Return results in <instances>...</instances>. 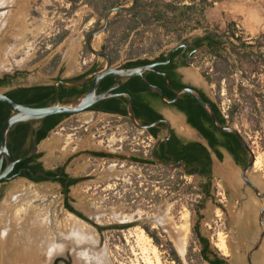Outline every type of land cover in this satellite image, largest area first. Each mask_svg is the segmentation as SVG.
Segmentation results:
<instances>
[{"label":"rangeland","instance_id":"rangeland-1","mask_svg":"<svg viewBox=\"0 0 264 264\" xmlns=\"http://www.w3.org/2000/svg\"><path fill=\"white\" fill-rule=\"evenodd\" d=\"M0 4L2 5L0 20L6 21L5 16L9 17V20L11 18L15 38L14 49L12 48L14 52L12 51L9 58L0 64V75L17 70L23 72L16 78L15 84L48 83L58 72L62 77L71 76L80 72L83 66L82 59L87 62L98 57L87 49L85 41L88 33L97 27L102 19L97 22L92 10L85 4H78L71 11L70 3L66 0H4V3ZM212 7L213 4L205 10L210 16L209 19L204 17L199 21V25H196L197 19L192 16L178 25L153 24L148 31L131 33L127 37L123 26H116L112 31H104L95 36L92 46L100 48L109 39L108 48L111 50L113 63L118 65L128 58H153L171 47L177 40L201 34L205 27H217V31L222 32L228 30L227 26H230L236 36L247 42H251L257 36L247 34L241 26L236 25V22L226 20L224 16L221 20L219 13ZM214 18H218L219 23H216ZM99 60L103 66L104 59ZM213 62L214 59L208 54H197L192 65L185 68V77L204 87L227 118L229 110L234 104L239 103L234 110V118L229 123L240 132L252 150L254 154L252 173L264 187V76L257 71L252 72L255 68L253 66L234 64L230 77L217 79L216 75L212 74ZM205 74L212 79L210 83L204 77ZM239 83L242 86L241 91ZM4 90L0 89L2 92ZM261 94L263 97H260ZM97 133H100V136H97ZM146 142L150 143V140L145 138L143 132L130 127L123 119L84 111L74 114L57 126L41 141L39 148L44 151V164L50 166L63 158L61 149L63 145L67 147L75 144L82 151L122 146L128 153L130 148L140 147ZM84 157L77 161L76 168L87 170L85 164L93 160ZM97 163L98 169L102 166L103 169L97 171L98 175L94 179L77 189L78 200L74 204L84 210L92 221H97L101 225L113 224L116 221L110 210L117 208L123 213H133L131 219L137 220L132 228L123 233L114 229L98 233L89 222L81 221L95 238L98 245L96 250L105 257L106 264H145L143 261L146 255L143 251L145 247L150 248L147 255L152 259L151 247L155 248L159 264H207L199 256V245L191 231L190 208L197 194L190 193L187 187L188 190H185L186 184L182 183L193 182V176H180L179 198L165 200L163 206L156 203L154 206L146 207V197L143 196L142 189L144 182L142 166L124 162L121 170L116 172L115 168H118L116 165L108 169L105 167L113 161ZM111 168L113 170H110ZM223 168L225 166H219L215 174L216 181L220 184H223V177L220 174ZM171 174L174 172H169V175ZM113 175L122 178L120 194L126 201H131L132 211L124 208L126 205L123 198H120L118 206L114 207L116 204L110 197L113 192L111 189ZM2 188L0 204L7 196L19 199L15 203L11 201V207L8 208L10 212L19 206H25L27 213L33 212L36 215L35 219L45 222V228L51 233L49 237L52 235L56 243L62 241L58 240L60 230L67 235L65 222L73 219L74 214L63 209L54 185L34 184L24 178H13ZM218 188L222 191L220 187ZM157 191L155 188L154 194ZM217 197L219 198L215 196ZM223 203L208 202L206 208L201 211L203 218L200 221L201 231L217 245L220 253L225 249L220 248L219 238L223 236L224 240L227 239ZM0 210L6 209L0 205ZM23 216L21 214L16 217L15 223L19 224ZM145 216L149 218L145 219ZM144 220L146 222H143ZM140 230L146 237L148 246L144 240L138 238ZM181 234L184 235L182 253L177 249L175 240ZM50 260L51 257L45 264H50Z\"/></svg>","mask_w":264,"mask_h":264},{"label":"flooded vegetation","instance_id":"flooded-vegetation-1","mask_svg":"<svg viewBox=\"0 0 264 264\" xmlns=\"http://www.w3.org/2000/svg\"><path fill=\"white\" fill-rule=\"evenodd\" d=\"M205 33H207V35L203 36ZM213 33L214 31L212 34ZM212 34L202 30L201 34H193L186 38H181L171 47L167 48L163 52L162 56L156 55L151 58V61L149 62L153 63L164 61L168 51L171 48H175L170 53L168 62L166 64L156 65L154 66V69L160 73L166 74L169 84L174 89H179L181 87L195 88L201 96L204 95L209 98V103L211 105H213L215 101L207 93L204 87L195 84L185 77V68L192 65V61L197 54L209 49V42L214 37H218V35L211 37L210 35ZM222 36H224L225 40H231L228 33H225ZM99 59H101V57H94L87 62L82 59L83 66L81 67L80 72L72 74L71 76L62 77L60 72H58L55 76H52L51 82L48 83L20 85L15 84L14 81L13 86H31L40 84L53 85V83L57 80L66 81L65 78L76 76L85 70L91 69L89 73L93 72L96 70V67H100L102 65ZM122 63L115 65L112 60V65L115 66H121ZM164 65L170 69V76L172 79L177 80L183 86L176 88L170 83L169 74L157 69L158 66ZM16 72H19L20 75L23 74V72L17 70L12 73L5 72L2 75L8 73L13 74ZM145 73L154 74L158 78H162L164 88L159 85L157 86L162 89L165 97V93L171 94V97H166L167 99L172 98L173 93L165 86L163 75L151 71H145L144 74ZM2 75H0V77ZM115 83L107 86L105 89L114 86ZM60 84L61 83L57 84V88ZM100 89L101 87L99 83L98 92H100ZM149 90L151 91V97L148 98L147 105L151 111L159 115L153 121H163H160L156 126L149 128L152 129L151 131H148V129L141 130L145 138L150 140V143L146 142L145 145L140 147L130 148V152L128 153L122 146H115L113 149L97 148L82 151L75 144V146L70 145L67 147L66 145H63V147H61L62 154L64 155L63 158L59 162L46 166L43 161L44 151L39 148V144L47 138L50 132L54 129H51L46 137L37 141L39 131L44 127V122L42 120L20 122L21 124H26L27 134L26 140L21 144V151L23 153L22 156L33 151V153L28 157L31 158L30 164L36 167L35 169H32L30 166L24 165L18 167L15 171L12 170L10 174H15L18 170L20 172L11 179L0 181V199L3 193V185L13 178H24L34 184L49 183L54 185L56 188V192L63 209L73 213L76 220L80 222H89L98 233L108 229H114L123 233L124 231H128L132 228L137 220H132L131 218L124 219L122 216L126 215L132 217L133 213H123L119 210V208L110 210L111 214L117 215L118 218L114 217L116 221L113 224L101 225L97 221H92L84 210L74 204L78 200L77 189L88 181L94 179L98 175L97 171H101L103 169V166L98 169L99 163L97 162L113 161V163H109L105 167L108 169L116 165L118 166V168H115L116 172L121 170L120 167L123 166L124 162L142 166L144 168L142 173L144 180L142 189L144 191L143 196L146 197V207L154 206L156 203L158 205L161 203V206H163L165 200L170 201L179 198L178 196L181 184L180 176H193V182L182 183L186 185L189 184V186H185V190H188L187 188H189L190 193L197 194L196 199L191 204L190 217L192 223L191 231L199 245V256L201 259L207 264H264V237L259 247L250 253V262L247 261L248 253L257 242L260 232L264 229V224L260 225L258 221L260 210L264 206V196H260V194L264 192V187H262L259 180L253 176V166L246 174L248 180L256 187V191L241 176V172L247 166L249 159L246 150L241 147L246 153L239 149L231 151L228 145H235L233 137L224 136L221 134L223 131L216 130L206 111L193 99L194 103L191 104L190 109L192 110L194 122H196L198 128L195 127L189 121L187 115L180 109V104H182V102H180L181 98L188 93L182 94L173 103L165 104L162 102L160 95L157 92L151 89ZM113 91L122 92L118 91L117 88ZM74 97L77 96L68 95L64 97V100L67 101L73 99ZM96 105L97 103H95L87 111H93L103 116H113L123 119L130 127H134L128 118L127 113L125 115L121 113H111L104 111L101 107H97L98 109H92ZM134 111L135 115H137L135 109ZM144 113L145 111L142 110L139 114L142 117ZM73 115L74 114H68L64 116L57 123L56 127L63 122H66V120ZM136 118L139 122H141L137 116ZM166 122H168V125ZM227 124L230 123L228 122L225 125ZM97 136H100V133H97ZM33 137L36 139V146L33 143ZM164 137H167V139L159 141L156 144L158 140ZM155 144L156 146L154 147ZM169 144H172V146L179 151V153L169 151ZM144 147L145 149H143ZM64 150L66 152H63ZM81 154L83 155L79 157ZM82 157L87 160H93L92 162L85 164L87 165V170L75 167L78 164L77 161L81 160ZM154 157H157L159 160L166 163L178 162L179 164L175 168H170L161 164L160 161L155 160ZM181 161H184L186 167H193L189 170L183 171L180 168ZM188 162H190V164H187ZM219 166H225V168L222 169L223 171L220 173L223 177V184L218 183L215 177L216 172L219 170ZM29 170L32 174H36L34 178L31 177ZM110 170H113V168ZM169 172H174V174L169 175ZM42 173L46 174L47 177L43 176ZM197 173H199V175H197ZM121 180L122 178L114 175L111 178V181L113 182V187L111 189L113 192H111L112 195L110 197L114 204H116L114 207L118 206L117 204L120 201L119 199L123 198L122 194H120V187L122 184ZM218 187H220L222 191H220ZM155 188H157L158 191L154 194L153 191ZM215 196H219V198H215ZM123 199H125L124 203L126 205L124 208L128 211H132L133 205L131 204V201H126L125 197ZM149 201L150 203H148ZM215 201L220 203H223L224 201L222 205L225 209L224 220L225 228L227 230V239L224 240L225 251H222L221 253L216 248L217 245H214L210 238L205 235L200 228V221L203 218L201 211L206 208L208 202ZM148 218L149 217L145 216V219ZM262 220L264 223V214L262 216ZM143 222H146V220ZM146 229L148 230V226H146ZM58 240H62L61 237H58ZM72 241L74 242V238H72L70 243H68L63 250H60L56 254L50 256V264H74L76 256L78 255L76 253L78 251V245L75 244L73 246L74 243ZM97 247L98 245L95 241V243L90 247V251L94 255H101L97 252ZM201 250H204V254L212 263L202 258L200 255Z\"/></svg>","mask_w":264,"mask_h":264},{"label":"trees","instance_id":"trees-1","mask_svg":"<svg viewBox=\"0 0 264 264\" xmlns=\"http://www.w3.org/2000/svg\"><path fill=\"white\" fill-rule=\"evenodd\" d=\"M70 3V11L75 9L78 4H85L88 6L92 13L97 18V22L103 19L104 11L111 6L115 5H126L132 2V0H66ZM188 2V3H185ZM211 0H135L134 6L129 10H118L113 13L110 17L109 24L104 31H112L116 26H123L125 37L131 33L136 34L139 31H148L153 24L160 26L167 25H178L180 22H185L191 19L192 16L197 19V24L199 25L201 20L205 17V10L211 6ZM196 26H193V28ZM228 31H230L231 40H225L224 36H216L209 42V49L205 50L204 54H208L214 59L212 66V74H215L217 79L228 78L232 75V68L234 64L239 66L245 65L246 67H255L252 72L257 71L264 76V33L257 35L251 42L242 40L239 36H236L234 30L227 26ZM204 31L212 34L213 31H217V27L203 28ZM209 38V37H208ZM233 38V39H232ZM110 40L107 39L105 44L101 46V49L106 51L111 56V50L109 47ZM163 52L157 55L162 56ZM164 58V57H162ZM151 61L148 57H136L128 58L122 63V67H132L141 64H147ZM96 67L95 69H98ZM159 71H163L169 74L170 83L176 88L183 86L177 80H173L170 76V69L164 66H158ZM91 69L85 70L84 72L73 76L65 78L68 82L76 81L82 78L84 75L88 74ZM20 73L16 72L13 74H4L0 77V89L4 88L3 91L7 96L16 102L25 103L33 106H42L49 104L54 101L55 93L52 84H40L31 86H13L14 81L19 77ZM146 79L152 83L159 85L164 88L162 78H158L154 74L145 73ZM206 80L210 83L212 79L209 75H204ZM91 79L85 82L68 87L64 85H58L59 97L61 101H65L64 97L68 95L79 96L86 92L90 86ZM115 83L114 76H105L100 81L101 89L104 90L107 86ZM239 89L241 91L242 86L239 83ZM118 91L126 92L130 95L133 103V108L136 110V116L140 119L142 123H148L156 119L159 115L151 111L147 105V100L151 97V91L149 88L145 87L141 81L136 76H130L121 81ZM166 97H171V94L165 93ZM205 101L210 102L209 98L202 95ZM260 97H263L261 94ZM180 109L187 115L189 121L198 128L196 122H194V116L192 110L190 109L191 104L194 103L193 98L185 94L181 101ZM239 103L234 104V106L229 110L228 118L221 112L218 103H213V109L216 114L218 122L225 125L234 118V110ZM101 107L104 111L111 113H121L125 115L126 112V99L122 96L110 97L107 99L100 100L97 105L92 109H98ZM145 111L144 115L141 117L140 112ZM10 111L0 103V125L2 121L9 115ZM68 114H56L45 117L42 121L44 122V127L39 131L37 141L41 140L49 134L51 129H55L57 123ZM152 129H148L151 131ZM224 136L233 137L235 145H228L232 150L239 149L243 152L241 146L239 145L236 136L231 132L221 133ZM26 124L16 123L12 125L8 132L7 147L13 158H18L22 156L21 144L26 140ZM168 150L171 152L177 151L172 144L168 145ZM246 153V152H245ZM31 158L27 157L14 166V171L20 166L28 165L32 169L36 166L30 164ZM187 164H190L188 162ZM186 186H189L187 184ZM1 196V193H0ZM200 255L202 258L208 262L210 259L204 254V250H201ZM212 263V262H210Z\"/></svg>","mask_w":264,"mask_h":264},{"label":"water","instance_id":"water-1","mask_svg":"<svg viewBox=\"0 0 264 264\" xmlns=\"http://www.w3.org/2000/svg\"><path fill=\"white\" fill-rule=\"evenodd\" d=\"M134 4H135V0H132L129 6L115 5V6L108 7L104 11L102 22L97 27H95L93 30H91L86 37L87 49L94 55L103 58L104 65L73 82H68L64 80L55 81L53 83L54 93H55L53 102L46 104V105H42V106L28 105L25 103L14 101L9 96H7L4 92L0 91V103H2L10 111L9 115L2 121L0 125V181L11 179L12 177H15L17 174H19L20 172L19 170L15 174H10V173L18 162L27 158L33 153V151H31L29 152V154H26L18 158L12 157L7 147V139H8V132L10 128L12 127V125L16 123L24 122V121L43 120L47 116L56 115V114H78V113L89 110L95 103H97L100 100L107 99L110 97H115V96H122L126 99L127 116L135 128L139 130H146V129L156 126L158 122L163 121V120H155L153 122L145 123V124L139 122L136 118L135 111L133 109L132 99L130 95L126 92L113 91L114 89L120 86L122 79L130 77V76H136L145 87L157 92L160 95L162 102L165 104L173 103L182 94L188 93L206 111L209 118L211 119L212 125L214 126L216 130L233 133L236 136L240 146L246 150L248 157H249L247 166L245 167L244 170H242L241 176L256 191V187L248 180L247 174H246L247 171L254 164V154L252 150L250 149V147L248 146L244 137L240 134V132L231 124H227V125L219 124L212 105L209 102L205 101L203 97L200 95V93L195 88L181 87L179 89H174L169 84L167 75L164 73H160L154 69V66L156 65L166 64L169 60L170 53L175 48H171L168 51V53L166 54V59L164 61H158V62H153V63H148V64H141V65H136L132 67H122V66L112 65V59L106 51L102 50L101 48L96 49L92 46V41L94 37L104 32V30L107 28L111 15L118 10H129L134 6ZM226 32L230 35V31L225 30L222 32L214 31V33L210 36L211 37H213L214 35L222 36ZM206 35L207 33H205L203 36H206ZM145 71H151V72L163 75L165 86L168 89H170L173 93V96L171 99H167L165 97L162 89L159 86L150 83L146 79V77L144 76ZM105 76H114L116 83L114 86L98 92L99 83L101 79ZM89 78H91V84H90L89 89L86 92H84L83 94L77 97H74L73 99L67 100V101L60 100L57 84L61 83L65 86L72 87V86H76V85L83 83ZM166 123L168 125V122ZM166 139L167 137L161 138L160 140L156 142V144L159 141H164ZM33 143L36 146L35 137H33ZM156 144L154 145V147L156 146ZM154 159L160 161L161 164L167 167H170V168H175L179 164L178 162L166 163V162L159 160L157 157H154ZM180 166H181L180 168L183 171L189 170L193 167V166L186 167L184 161H181ZM29 173L31 177L33 178L36 176V174H32L30 170H29ZM42 175L47 177L46 174L42 173ZM197 175H199V173H197ZM260 196H264V192H262ZM263 214H264V206L261 208L260 213H259L258 221L260 225L264 224L262 220ZM263 237H264V229L260 232L257 242L253 245L252 249L248 253V256H247L248 262H250V258H249L250 253L259 247V245L262 242ZM102 258L104 262H106V259L103 255H102Z\"/></svg>","mask_w":264,"mask_h":264},{"label":"bare ground","instance_id":"bare-ground-1","mask_svg":"<svg viewBox=\"0 0 264 264\" xmlns=\"http://www.w3.org/2000/svg\"><path fill=\"white\" fill-rule=\"evenodd\" d=\"M0 3H4V0H0ZM5 18L6 21L0 20V64L9 58L15 45L14 31L11 25L12 20L11 18L9 20V17L6 16ZM17 200L19 199L15 197L11 199L10 196H7L1 203V206H4L6 210H0V264H40V262L45 264V261L50 255H54L60 250H63L65 246L70 243L72 238H74V242L72 241L74 243L73 246L75 244L78 245V251L76 252L78 255L76 256L74 264H106L102 255H94L90 251V247L96 240L91 236L90 232L87 231L82 222L74 218L65 222L68 230L67 235L63 230H60V232H58L59 235H57L61 237L62 241L56 243L52 235L49 237L51 233L45 228V222L41 219H35L36 215H34L33 212L30 213L29 211L27 213L25 206H19L14 211L10 212L8 208L11 207V201L15 203ZM21 214L24 216L20 223L16 224L14 220ZM113 216L118 218L115 214H113ZM122 218L130 219L131 216L124 215ZM180 230H182V227H180ZM139 233L140 235L138 238L147 243V239L144 237L142 230H140ZM175 240L177 249L182 253L184 235L181 234V236ZM148 244L149 243L146 245L148 246ZM219 246L225 249L223 236L219 238ZM149 249V247L143 249L146 254L143 257L144 263L159 264L155 248L151 247L153 259L147 255Z\"/></svg>","mask_w":264,"mask_h":264},{"label":"crops","instance_id":"crops-1","mask_svg":"<svg viewBox=\"0 0 264 264\" xmlns=\"http://www.w3.org/2000/svg\"><path fill=\"white\" fill-rule=\"evenodd\" d=\"M213 7L221 17L236 22L247 34L259 35L264 33V0H213ZM209 19V14L205 12ZM219 23L218 18H214Z\"/></svg>","mask_w":264,"mask_h":264}]
</instances>
